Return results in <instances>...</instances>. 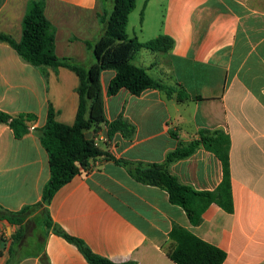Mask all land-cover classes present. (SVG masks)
Segmentation results:
<instances>
[{"label":"crops","instance_id":"0c3cea01","mask_svg":"<svg viewBox=\"0 0 264 264\" xmlns=\"http://www.w3.org/2000/svg\"><path fill=\"white\" fill-rule=\"evenodd\" d=\"M34 1L0 0V32L19 41ZM43 2L55 55L84 66L95 63L87 44L102 35L103 9L111 10V0ZM126 33L139 42L160 35L172 39L167 53L141 49L132 63L174 92L146 89L136 96L121 89L108 96L115 72L103 71L105 120L122 118L134 133L108 138L105 125L90 130L86 137L110 158L92 159L88 171L41 206L50 173L33 129L45 124L49 107L57 122L74 123L79 80L63 67L32 66L0 42V110L35 116L21 139L0 124V207L13 213L31 207L21 226L0 220V264H44V258L47 264H89L54 228L113 264H175L166 255L175 227L224 251L222 264H264V0H136ZM201 130L228 137L232 211L211 203L192 225L165 190L135 181L115 160L163 164ZM167 168L195 191H215L223 176L222 163L203 146ZM19 230L16 240L12 235Z\"/></svg>","mask_w":264,"mask_h":264},{"label":"trees","instance_id":"16d2710c","mask_svg":"<svg viewBox=\"0 0 264 264\" xmlns=\"http://www.w3.org/2000/svg\"><path fill=\"white\" fill-rule=\"evenodd\" d=\"M136 0H111V10L103 9L101 23L102 35L88 48L96 61L90 66L77 63L70 57H58L54 53L53 29L43 14L44 2L37 0L30 4L21 24V37L16 41L11 35L0 32V42L10 46L20 59L35 67L66 68L76 74L79 83L77 87L78 107L72 125H64L55 120V112L48 108L45 124L34 128L33 132L48 154L49 179L42 190V199L38 206L49 204L54 193L74 176L86 172L92 159L109 155L100 150L86 134L96 132L101 125L107 128L108 138L115 133L131 137L134 128L127 121L118 118L107 122L103 111V98L100 88V75L103 71L113 70L114 77L107 86L108 96L116 95L121 89L132 95H139L146 89H158L167 96L174 90L154 80L145 69L132 63L134 55L141 49L156 53H167L173 45L171 38L160 35L146 42L129 38L126 25L129 14L135 8ZM183 100V94H178ZM35 120L32 114L13 116L0 110V124L8 126L16 139H21L29 133V123ZM203 146L212 152L222 163L223 176L215 191H195L181 185L168 171V164L189 157L199 147ZM228 137L220 131L201 130L198 139L188 145L179 144L176 149L167 154L163 164L130 163L115 160L126 169L137 182L159 187L167 192L171 204L181 207L192 225L201 221V215L207 206L215 203L223 210L232 211L230 189V174L228 166ZM31 207H24L13 213L0 207V220L10 225H19ZM47 226L51 223L48 220ZM55 234L74 244L89 264H113L108 260L93 254L80 240L73 238L57 228ZM21 230L12 235L19 239ZM172 240L166 255L175 264H222L226 254L216 246L209 244L189 231L175 227L169 234ZM44 264H47L44 258Z\"/></svg>","mask_w":264,"mask_h":264},{"label":"built area","instance_id":"2783aa9c","mask_svg":"<svg viewBox=\"0 0 264 264\" xmlns=\"http://www.w3.org/2000/svg\"><path fill=\"white\" fill-rule=\"evenodd\" d=\"M96 139H99V138H98V137H96V138H95V140H96ZM94 144H95V143H94ZM95 145H96V144H95Z\"/></svg>","mask_w":264,"mask_h":264},{"label":"rangeland","instance_id":"374dc122","mask_svg":"<svg viewBox=\"0 0 264 264\" xmlns=\"http://www.w3.org/2000/svg\"><path fill=\"white\" fill-rule=\"evenodd\" d=\"M103 1H105V2H106V0H103Z\"/></svg>","mask_w":264,"mask_h":264}]
</instances>
